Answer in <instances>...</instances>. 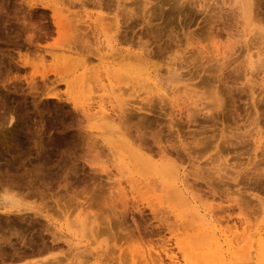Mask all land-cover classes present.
<instances>
[{
	"label": "rangeland",
	"instance_id": "rangeland-1",
	"mask_svg": "<svg viewBox=\"0 0 264 264\" xmlns=\"http://www.w3.org/2000/svg\"><path fill=\"white\" fill-rule=\"evenodd\" d=\"M145 1L0 0V264H145L148 253L171 264L166 250L178 264H201L193 206L213 211L222 239L261 225L264 69L246 77L243 62L246 49L264 48V0L253 1L252 16L229 0ZM131 10L139 16L128 20ZM117 13L121 33L113 23ZM142 15L153 16L150 25ZM139 41L152 52L167 49L161 58L152 53L151 64L164 66L160 78H168L170 60L191 63L180 71L188 76L169 78L158 93L147 82L136 87L134 67L113 55L131 44L138 51ZM218 44L226 55L218 56ZM66 51L71 65L60 58ZM84 66L102 76L98 86L92 82L90 99L79 80ZM109 66L120 70L110 80ZM191 74L186 83L196 87V103H175ZM109 97L118 114L150 100L155 109L135 110L127 123L117 119L115 134L92 119V108ZM187 110L198 114L195 123L182 116ZM140 137L148 143L139 144ZM140 147L151 151L142 159L135 153ZM178 175L188 177L193 206L170 187Z\"/></svg>",
	"mask_w": 264,
	"mask_h": 264
},
{
	"label": "bare ground",
	"instance_id": "bare-ground-1",
	"mask_svg": "<svg viewBox=\"0 0 264 264\" xmlns=\"http://www.w3.org/2000/svg\"><path fill=\"white\" fill-rule=\"evenodd\" d=\"M119 1V0H117ZM123 1V0H122ZM166 1V0H165ZM254 0H229L230 2V5H235L237 6V9H239L241 12L246 13V14H250L251 12V6L252 3H253ZM144 5H147L150 3V0H147L145 2H143ZM98 4V2L96 3ZM121 4V2H120ZM160 4V3H158ZM157 4V9H161L162 6L159 7V5ZM229 4V3H228ZM254 4V3H253ZM100 5V4H99ZM162 5V4H161ZM122 6V4L120 5ZM125 6V5H124ZM230 6V7H231ZM123 7V6H122ZM155 7V6H154ZM233 7V6H232ZM231 7V8H232ZM124 8H127V7H124ZM164 8V7H163ZM236 8V7H234ZM124 10V9H122ZM121 10V11H122ZM132 13H128L125 15V18H127L128 20L129 19H132V18H135V16H139V13H133V10H131ZM159 12V10H157ZM126 12V11H125ZM235 12V11H234ZM160 13V12H159ZM238 14V13H237ZM119 13L116 14L114 20H113V23L116 27V31L117 33H121L120 32V24H121V21L119 20ZM247 16V15H246ZM252 16V15H251ZM141 17V16H140ZM153 17V16H150L149 17V20L150 18ZM155 17V16H154ZM239 17V16H238ZM250 17V16H248ZM137 18V17H136ZM142 18L143 20H146V23L149 24V22H151V20H147L146 16L145 15H142ZM124 19V18H123ZM249 20V19H247ZM150 25V24H149ZM261 30V29H260ZM262 32L264 33V31L262 30ZM261 33V32H259ZM121 36V35H120ZM239 36L241 38H244L245 42L247 41L248 39V35L246 33L245 30L241 31V33H239ZM259 36H263V35H259ZM264 38V36H263ZM262 38V40H263ZM261 39V38H260ZM141 40V39H140ZM114 42L115 43H118V45L122 44L120 41V38H118V36H114ZM123 43L124 44H128V43H133V42H129L127 39L123 40ZM117 45V46H118ZM135 45V44H134ZM133 44H131L130 47L126 48V49H121V48H117L114 50V52H116L113 56H114V60H120L121 62H124V65L125 67L127 68H133V73L134 75L136 74V76H134V78L132 79L133 81L136 80L137 82V85L136 87L138 86V84L140 85L141 82L145 83L147 82L148 84H152V87L151 88H154L155 89V92L158 93V92H161L162 91V86L164 87L165 83L162 84L163 82H167V81H170L169 78H178V80H182L185 76H188V75H183L182 71L184 69V66H186V62L184 63L183 60V64L181 63V61L179 63H181V65H175L174 66L172 65L171 66V60H170V63L168 62V64L166 63V66L167 67V76L168 78H160V73H161V68L164 67V66H160V65H155V64H151V58H152V53L154 54V52H156V56L158 57H163L165 55V53H167V49H162L161 47H158L157 48V51H151V49H148V47L145 46V44L143 43H138V46L140 47V49L138 51H135L133 50ZM221 46V45H220ZM217 50L216 52L218 53V56L221 57V56H224L226 55L225 52H223V48L219 47V44L216 45L215 47ZM231 51H233V47H231ZM207 49V48H206ZM205 50V49H204ZM98 51V50H97ZM140 51V52H139ZM193 51V50H192ZM200 51H203V49L201 48H198L197 50V53L200 52ZM191 52V50H190ZM204 52V51H203ZM91 54H94L92 51L90 52ZM192 53V52H191ZM245 61L243 62L246 63L247 65V75H245L246 77H249V76H252L254 74V76H256V72L257 71H260L262 69H264V48L261 47L256 53H251V50L250 49H246V52H245ZM205 54L206 51H205ZM71 55L72 53L70 51H66V52H63L60 56V58L63 59V61H68L69 59H71L69 61V65H71V62L73 61L72 58H71ZM155 55V54H154ZM201 55V53H200ZM73 56V55H72ZM95 56L99 59V60H102L103 57L99 54V51L97 53H95ZM59 56L57 55L56 56V59L58 58ZM55 58V57H54ZM170 59V58H168ZM191 59V57L189 58ZM58 60V59H57ZM61 60V59H59ZM176 61H178L177 59H175ZM63 61H60L63 63ZM168 61V60H167ZM189 61V60H188ZM56 62H59V61H56ZM83 63H85V61H82ZM132 62H137L138 65L137 66H134L132 64ZM66 63V62H64ZM68 63V62H67ZM67 65V66H66ZM165 65V64H164ZM189 66H186L187 67H190L191 63L188 64ZM229 65L228 63L225 64V66ZM63 66L65 67H69L68 64H63ZM62 66V67H63ZM230 66V65H229ZM78 66L75 67V69L77 68ZM155 69H152L154 68ZM228 67V66H227ZM209 68V66H208ZM107 69V68H106ZM151 69L153 71H151ZM211 69V68H209ZM92 70V69H91ZM95 70V68H94ZM98 70V69H96ZM95 70V71H96ZM83 73L82 74H79L80 77H79V80H81L80 84L83 83L84 85H86L87 87H89V90L88 89H85L84 90H88V95H89V99L91 98V95L92 93H94V88H92L91 84L92 82L94 81L95 83L97 82V84H94L96 86H98V84L102 83V79H100L99 77H95L94 75L97 76V73L95 71L93 76L90 74L92 72H89L88 71V68L87 66H84L83 68ZM106 73H107V76L108 77V80H110L108 74H111L110 72H113V71H120V70H115V67L114 66H109V68L107 70H105ZM189 73H192L190 72L189 70H187ZM187 72V73H188ZM264 72V70L262 71ZM96 73V74H95ZM186 73V74H187ZM188 73V74H189ZM197 73V72H196ZM89 74L91 75L90 77ZM260 74V73H259ZM258 74V76H259ZM261 75H264V74H261ZM131 76V75H129ZM189 76H192L191 78H188L186 81H184L185 83L186 82H189L192 78H193V75H189ZM78 78V77H77ZM81 78V79H80ZM248 79V78H247ZM77 81V79H75ZM177 80V79H175ZM172 81V80H171ZM251 81V79H250ZM135 82V83H136ZM183 82V83H184ZM191 82V81H190ZM142 83V84H143ZM161 83V85H160ZM78 81H77V83ZM110 84V82H109ZM146 84V85H148ZM193 84H188L186 83L185 84V87L182 88L184 89V91L182 90L183 93H177V91L175 92V89H172L170 90L171 86H167L169 87V90L172 91V94H173V97L174 95L179 94V97H175V99H178V100H175V103H178L179 100H181L180 103L183 104H186L187 102L190 101L191 99V102L192 103H196L194 100V97H195V94L197 95L196 91L194 90V86H192ZM80 86V85H79ZM79 86H76V87H79ZM142 86V85H141ZM145 86V84L143 85ZM149 86V85H148ZM147 86V87H148ZM84 86H80V89L83 88ZM94 87V86H93ZM135 87V88H136ZM166 87V88H167ZM150 88V86L148 87ZM150 88V89H151ZM79 89V90H80ZM83 90V89H82ZM113 90V88H112ZM153 90V89H152ZM177 90V89H176ZM180 90V89H179ZM114 91V90H113ZM117 91V90H115ZM114 91V92H115ZM121 91V90H119ZM113 92V93H114ZM80 93V92H79ZM87 93V92H85ZM166 93L168 94L169 91L167 92L166 90ZM81 94V93H80ZM180 94L183 96L181 97ZM85 95V94H84ZM114 95V94H113ZM165 94L163 93V95H161V99H159V102H158V105H161L162 103H164V100L162 98L166 97L164 96ZM185 95V96H184ZM170 96V95H169ZM82 97V95H81ZM84 97V96H83ZM87 97V96H86ZM113 97V96H112ZM112 97H109V99L106 100L103 98L100 100V103H98V106L96 108H92V110H97L95 113H93V116H92V119L93 120H96L100 123H103V124H108V126L112 129V131L117 134V133H120V131H118L117 129H115L114 127V122L119 119V120H122L124 118V121L123 122H129V120H131L130 116L132 117V112H134L135 110L136 111H139V112H146V110L149 112V108H154L153 107V104H152V101L150 100L148 104H146L144 107H138V108H130V109H126L125 111L128 113L126 116H124V114L126 113L124 110H121V112H119L120 114H118V110L116 108V105L113 100H112ZM196 98V97H195ZM84 99V98H83ZM172 99V97H171ZM174 99V98H173ZM172 99V100H173ZM87 100V99H85ZM170 100V99H169ZM189 100V101H188ZM193 100V101H192ZM115 101V99H114ZM148 102V101H147ZM174 102V101H173ZM186 102V103H185ZM179 103V105H180ZM157 105V106H158ZM174 105H177V104H174ZM177 105V106H179ZM181 105V106H182ZM156 106V105H154ZM160 108V107H159ZM149 109V110H148ZM155 109V108H154ZM157 109V108H156ZM161 109V108H160ZM163 109V108H162ZM207 109V108H206ZM145 110V111H144ZM210 110V109H209ZM124 111V112H123ZM151 111V110H150ZM153 111V109H152ZM204 111V109L202 110ZM87 113H91V109H88L86 110ZM206 112V111H205ZM131 113V114H130ZM118 114V115H117ZM204 114V113H203ZM202 114V115H203ZM185 115V119L188 120L189 123H195V115H198L196 113H193L189 110H187L184 114H182V116ZM211 115V111H208L205 113V116H209ZM11 116V115H10ZM212 116V115H211ZM210 116V117H211ZM208 118V117H207ZM9 119H12L13 118H9ZM210 119V118H209ZM10 120V121H12ZM184 120V119H183ZM187 122V123H188ZM172 126V125H171ZM261 130V128H260ZM130 133V132H128ZM257 133L259 134L260 131H257ZM261 135V133H260ZM262 136V135H261ZM260 136V137H261ZM145 137H140V141H139V144L141 143V141L146 144V142L148 143V141H146L147 139ZM262 138V137H261ZM138 139V140H139ZM137 140V138H136ZM261 143V142H255V146L256 148L259 147L258 144ZM260 145V144H259ZM143 147V146H142ZM140 147L141 149H136L135 153L137 154V156L142 159L144 157V152L145 153H148V152H151L149 150H146L144 148ZM153 148V147H152ZM257 150V149H256ZM168 151V150H167ZM184 151V150H183ZM134 152V151H133ZM166 152V149L165 150H160V155H164V153ZM159 153V152H158ZM179 153V152H178ZM166 154V153H165ZM180 154V153H179ZM178 155V154H177ZM181 156V154L179 155ZM165 157V156H163ZM179 174V173H178ZM177 175V174H176ZM174 176V175H173ZM173 176H170V177H173ZM186 176V175H185ZM194 176V175H193ZM192 176V177H193ZM175 178V177H174ZM187 178V179H186ZM176 180H174V182L171 184L170 187L173 188V191L175 190V192L177 193V195L183 200V202H185V204L189 203V205L193 204L194 201L192 199V196H191V193L189 191V180H188V177L186 176L184 178V176H179L177 178H175ZM130 182V181H129ZM128 182V183H129ZM133 182V181H132ZM131 182V184H132ZM144 183V182H143ZM130 184V185H131ZM141 184V183H140ZM140 184H137L138 188L136 189L138 192L142 191L143 188H140ZM147 184V183H146ZM140 185V186H139ZM170 185V184H169ZM121 186V185H120ZM119 186V187H120ZM133 186V185H131ZM122 188V186H121ZM133 188H136V187H133ZM145 188H147V185L145 186ZM120 189V188H119ZM132 189V188H131ZM121 195H123V197L125 198L127 196L126 192H124L123 189H120L119 190ZM192 192V191H191ZM194 196V194H193ZM123 198V199H124ZM126 200V198L124 199ZM187 202V203H186ZM126 204V203H125ZM128 204V203H127ZM188 205V204H187ZM188 205V206H189ZM260 212L262 213L263 215V221L260 223L261 225H259L258 228H256L253 231L249 232L248 230V227L244 229L243 233L240 234V235H237L239 236L237 238V236L233 237V239H231L230 237L228 236H225V238H221L220 236H218L217 232H216V228L213 226L214 224V221H213V216H212V212L208 211V210H205V211H200L198 210V208L196 206H193L192 209H194L195 211H193L192 213L196 216V218L198 219V221L200 222L198 225L196 223H194L192 221L193 224H196V229L197 231H201L200 235L197 236L196 240H195V243L198 244V246L200 247V254H196V257L199 258V260L201 261V264H264V202L261 201L260 202ZM196 208V209H195ZM3 214H7V216L9 215L10 212H2ZM2 214V215H3ZM11 214H14V213H11ZM10 214V215H11ZM22 215V214H21ZM4 216V215H3ZM26 216V215H25ZM10 217V216H9ZM21 217V216H20ZM5 218H8V217H5ZM19 218V217H18ZM22 218V217H21ZM26 218V217H25ZM178 218V217H177ZM20 219V218H19ZM24 220L23 218L21 219V221ZM187 219L182 217L180 221L182 222H185ZM26 221V220H24ZM188 221V220H187ZM8 222L11 224V220L9 221L8 219ZM23 222V221H22ZM182 222H179V223H182ZM191 223V220L189 221ZM187 222V224L189 223ZM178 223V222H177ZM31 224V223H30ZM186 224V223H184ZM191 224V226L193 225ZM193 227V229H194ZM236 234H237V231H236ZM235 234V235H236ZM232 237V236H231ZM236 238V239H235ZM191 250V249H190ZM165 256L167 257L166 259H170L171 260V264H178L177 261L174 259V257H172L173 255H170L169 254V251L166 250L165 251ZM143 262H145V264H163L164 261L162 259V256H158V260L155 261L154 258H152V256L148 253L144 256V259H143Z\"/></svg>",
	"mask_w": 264,
	"mask_h": 264
}]
</instances>
